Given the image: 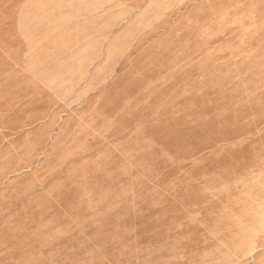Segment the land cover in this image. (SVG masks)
I'll return each instance as SVG.
<instances>
[{"label": "rangeland", "instance_id": "obj_1", "mask_svg": "<svg viewBox=\"0 0 264 264\" xmlns=\"http://www.w3.org/2000/svg\"><path fill=\"white\" fill-rule=\"evenodd\" d=\"M0 264H264V0H0Z\"/></svg>", "mask_w": 264, "mask_h": 264}]
</instances>
